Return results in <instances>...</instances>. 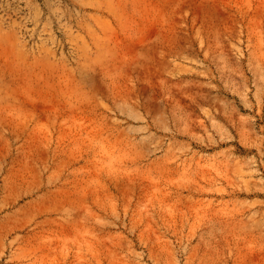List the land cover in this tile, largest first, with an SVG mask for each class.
Wrapping results in <instances>:
<instances>
[{
  "label": "rangeland",
  "instance_id": "374dc122",
  "mask_svg": "<svg viewBox=\"0 0 264 264\" xmlns=\"http://www.w3.org/2000/svg\"><path fill=\"white\" fill-rule=\"evenodd\" d=\"M0 264H264V0H0Z\"/></svg>",
  "mask_w": 264,
  "mask_h": 264
}]
</instances>
